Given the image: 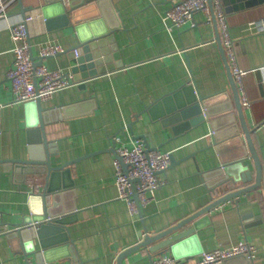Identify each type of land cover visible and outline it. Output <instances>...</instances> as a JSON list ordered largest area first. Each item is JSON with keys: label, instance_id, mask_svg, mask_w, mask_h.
Here are the masks:
<instances>
[{"label": "crops", "instance_id": "crops-1", "mask_svg": "<svg viewBox=\"0 0 264 264\" xmlns=\"http://www.w3.org/2000/svg\"><path fill=\"white\" fill-rule=\"evenodd\" d=\"M5 1L7 16L0 18L1 158L27 155V129L39 119L35 107L26 106L25 101L12 102L11 82L6 76L13 63L14 46L9 24L27 13H36V19L28 25L33 57L49 68L64 69L74 81L70 67L80 39L102 35L94 40L92 50L97 53V74L87 79L84 87L75 83L41 101L48 147L56 152L52 164L79 157L69 168L71 184L62 188L59 196L62 209H71L67 227L73 245L69 248L79 257V264H114L120 251L140 239L143 226L149 232H158L210 202L207 188L216 177L206 179L205 174L247 150L241 130L239 135L212 145L213 125L221 131L229 127L228 121L238 124L233 90L213 22L207 23L204 14L196 12L195 26L186 24L169 32L161 16L177 0ZM226 20L235 40L238 65L246 71L243 89L248 102L241 103L262 160L264 186V28L251 24L264 20V0L234 8L227 12ZM117 21L120 28L104 33L107 25L114 27ZM46 42H59L64 49L41 58L39 48ZM184 84H191L205 99L209 120L195 124L185 123L194 116L167 120L157 116L160 109L143 112L136 118L145 105ZM180 99H186V92ZM128 122L132 129L126 127L123 133L121 127ZM115 134L126 144L130 142L129 135L133 138L145 134L160 151H169L175 159L185 156L165 170L166 181L154 191L153 199L142 210V219L130 214L126 201L118 197L115 155L107 150ZM246 163L253 174L252 160ZM20 180L21 175L0 166V222H20L30 213L29 194L40 191L42 179ZM64 180L70 182L65 177ZM208 215L209 219L196 231L202 251L247 241L255 247L254 263L264 264V188L222 202ZM59 234L48 233L46 237ZM32 244L39 249L38 238H32ZM61 245L62 242L47 246L42 263L33 253L26 260L20 238L0 228V264H68L67 251ZM165 254L172 253L161 255ZM198 254L185 256L195 258ZM151 260L142 248L130 252L121 264H152ZM243 260L239 256L217 264H238Z\"/></svg>", "mask_w": 264, "mask_h": 264}, {"label": "water", "instance_id": "water-1", "mask_svg": "<svg viewBox=\"0 0 264 264\" xmlns=\"http://www.w3.org/2000/svg\"><path fill=\"white\" fill-rule=\"evenodd\" d=\"M263 0H221L224 6L225 12H229L234 8H241L244 6L254 5L261 3ZM236 5H233V3ZM211 3V0H208ZM24 16V15H23ZM213 23L216 26L215 38L219 44L220 53L222 55L226 72H228V78L230 81L231 90H233L234 106L236 107L238 114V124L234 123L232 120L228 121L227 125L229 127L216 131L214 120H211L212 131H213V141L212 145L219 144L225 138H231V136H237L242 131L244 135L245 142H247V150L245 153L233 158L230 162L215 166L210 173L205 174V178H215L213 183H210L207 188V193L210 197V202L198 208L192 214L181 218V220L173 223L172 225L159 230L158 232H149L147 228L143 226V230L139 231L138 241L129 247L120 251L116 257L114 264H121V261L130 252L146 249L148 251L149 258L152 259L155 254H164L166 251H171L172 255L179 258L183 255L190 253H199L202 251V247L198 246L196 239V231L199 226L206 220L209 219L208 213L215 208L218 204L237 198L242 194L249 193L252 190L263 189L262 182V160L260 159L259 153L256 149L255 143L252 140L253 128L247 124V120L244 114V107H242L241 97L239 89H237L233 74L230 70V65L225 55L224 47L219 37L217 22L213 15ZM89 23H93L90 20ZM121 23L116 22L114 27L112 25H107L104 33L112 31L114 28H120ZM103 33V34H104ZM102 35H89L88 38L80 39L79 48H75L78 53L73 54L70 72L75 78L76 83L80 87L85 86V81L90 77L97 74L96 69V59L97 53L92 51L94 40ZM75 52V51H74ZM35 60L34 57H32ZM36 61V60H35ZM182 92H186V99H180ZM188 92H192L190 95ZM26 106L35 107L37 113H39L38 122L36 125L28 127V150L27 155L22 158L16 157H0V166H6L9 171L15 174L21 175V182L26 180L42 179V185L38 186L40 191L32 190L29 194V206L30 213L25 215L24 219L20 222L15 221H1L0 228H4V231H10L12 234L18 236L22 242V248L26 260H28V255L30 253L35 254L36 261L42 263L44 258L43 255L48 253L46 249L55 243L62 242V248H65L68 257V264H79V257L69 248L73 245V239L68 231V217L71 209L63 210L60 205L59 196L62 195V190L64 187L68 188L71 184L69 176L70 166L75 163L79 157L59 163L57 165L52 164V156L56 154L49 146L46 138V131L44 130V119H43V109L41 106V100L37 101H25ZM206 101L203 97L194 91L191 84H184L177 88L175 92L167 93L148 105L143 107V111L136 115V118L143 112H152L155 109L159 110L157 116H164L167 120L174 119H187L191 116L192 118L186 124H195L196 122H204L209 120L208 116L210 112L206 107ZM180 109V111H178ZM169 114V115H168ZM155 116V115H154ZM184 123V124H185ZM131 122L126 123L125 127L132 129ZM121 131L124 133V126L121 127ZM134 138H143L146 141L148 147H155L150 144L144 135L133 136ZM111 147L107 149L112 151L115 156L116 150L113 141L110 143ZM41 148L38 154L37 149ZM192 156V154H191ZM119 159L120 157L117 156ZM185 158V156L175 159L174 155L170 153V166L179 162ZM251 159L253 162L254 172L252 174L249 165L246 160ZM121 160V159H120ZM123 168L126 170L128 164L122 163ZM30 178H26L27 176ZM67 178L70 182L67 183L64 180ZM240 182V184H239ZM34 187L35 185L32 184ZM63 188V189H62ZM139 216L143 217L142 211L139 212ZM46 217H49L48 219ZM60 232L59 236L54 238H48L46 235L48 233ZM32 238H38L39 249H35L32 244ZM243 257V261L238 264H255L254 259H249L244 254L234 255V257ZM230 257L225 259V262L234 259ZM152 261V260H151ZM30 264V263H28ZM232 264V263H230Z\"/></svg>", "mask_w": 264, "mask_h": 264}, {"label": "built area", "instance_id": "built-area-1", "mask_svg": "<svg viewBox=\"0 0 264 264\" xmlns=\"http://www.w3.org/2000/svg\"><path fill=\"white\" fill-rule=\"evenodd\" d=\"M211 3H208V0H177L164 11L161 21L164 27L171 32L175 27L182 25L195 26L197 24L194 20L196 12H202L204 21L207 23L213 22L214 15L230 70L240 92L241 102L247 104L243 89V76L246 71L241 69L237 62L235 40L229 31L227 13L221 0H211ZM6 5L5 0H0V18L7 16ZM36 17V13L30 12L9 24L14 46L13 63L6 71V76L11 82L12 102L50 99L55 91L76 83L64 69L49 68L43 61L33 60L28 25ZM42 19L45 20L43 16ZM251 24L260 30L264 28V20ZM63 49L59 42H46L39 48V57L54 56ZM74 51L75 54L78 53L76 49ZM124 128L125 132L127 129L125 125ZM111 141L115 145L117 156L121 159L115 156L113 160L118 197L126 201L130 214L139 215V212L153 199L154 191L166 181L164 172L171 163L170 152L160 151L157 147H148L145 139L132 138L130 135L129 144H126V141L118 134H115ZM122 163L128 164L126 170ZM239 254L252 259L256 255L255 247L247 241H239L233 245L203 250L195 258L188 256L177 258L172 254L158 255L152 258V264H217Z\"/></svg>", "mask_w": 264, "mask_h": 264}]
</instances>
